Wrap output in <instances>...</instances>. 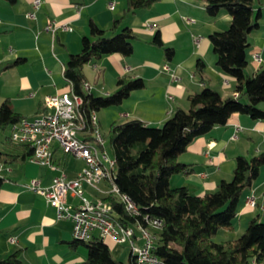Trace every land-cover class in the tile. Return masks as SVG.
I'll return each instance as SVG.
<instances>
[{
    "label": "crops",
    "instance_id": "0c3cea01",
    "mask_svg": "<svg viewBox=\"0 0 264 264\" xmlns=\"http://www.w3.org/2000/svg\"><path fill=\"white\" fill-rule=\"evenodd\" d=\"M32 2L16 0L11 4L0 0V106L8 100L15 113L27 120L44 111V97L67 90L64 65L70 55L80 52L81 39L89 35V22L108 30L126 8V0H40L37 10ZM257 12L258 27L250 33L246 49L245 71L249 76L264 69V0H255L254 13ZM29 13L34 17L30 18ZM230 21L229 14L222 9L216 16H208L203 0H158L149 8L129 13L123 22L137 36L132 54L128 57L112 54L92 60L83 67L85 84L94 96L104 97L116 91L118 78L142 79L144 88L132 91L118 106L119 122L115 119L113 122L139 120L154 127L162 126L176 108L188 110V96L206 86L224 98L235 96V81L216 67L208 38L213 32L226 30ZM48 24L58 26L53 34L45 31ZM63 25L70 29L63 30ZM157 32L163 47L173 50L169 59L162 48L150 44ZM253 54L260 56V63L253 60ZM199 59L204 62L207 85L195 73ZM224 81L227 85H223ZM258 107L264 111V102ZM98 123L101 130L99 117ZM263 152L264 119L234 113L225 125L194 139L178 156V162L188 167L172 175L169 185L185 186L198 197L213 193L220 181L231 180L238 156ZM21 153L19 146L10 142L9 133L0 137V260L17 253L20 264H83L87 257L85 247H71L72 222L58 220L55 209L28 188L32 180L48 187L57 172L33 163L30 158L21 161ZM3 156L17 161H2ZM53 158L69 179L83 169L76 167L77 160L59 150L54 151ZM263 192L264 166L252 187L242 193L233 231L226 232L235 234V221L240 230L256 216L264 222ZM250 195L255 197L253 207L245 205ZM109 241L104 239L112 256L127 262V247L124 255L125 249Z\"/></svg>",
    "mask_w": 264,
    "mask_h": 264
},
{
    "label": "trees",
    "instance_id": "16d2710c",
    "mask_svg": "<svg viewBox=\"0 0 264 264\" xmlns=\"http://www.w3.org/2000/svg\"><path fill=\"white\" fill-rule=\"evenodd\" d=\"M156 1L126 0L123 15L114 20L108 30L89 22V35L81 39L80 52L70 55L63 69L66 88L81 98L80 110L86 118L91 112L119 106L132 91L144 88L140 78L121 77L116 81L114 93L96 97L83 89L86 83L83 67L92 60L112 54L130 56L137 36L129 27L123 26V22L129 13L149 8ZM203 1L208 16L214 17L222 9L231 18L226 30L213 32L208 38L216 67L235 81V96L224 98L206 86L188 96V110L176 108L161 127L139 120L113 122L104 136L115 160L112 182L119 193L136 206L137 213L126 211L115 197L108 196L105 201L122 225L138 224L152 231L157 238L153 254L164 264H264V222L257 216L248 222L237 239L212 241L220 229L233 231L240 198L252 187L264 166V152L250 157L238 156L231 180L220 181L213 193L198 197L185 186L171 188L169 185L172 175L186 171L188 166L178 162L177 158L194 139L225 125L234 113L246 114L254 120L264 119V111L258 107L264 102V69L252 76L245 71L248 37L257 29L260 16L259 12L254 13L255 0ZM150 44L162 48L168 59L173 55L171 48L163 47L158 32ZM195 73L200 82L207 85L204 62L200 59L196 62ZM22 119L11 103L4 101L0 106V133ZM15 145L22 150L21 161L32 156V149L27 145ZM2 161H17V158L3 156ZM153 220L160 222L158 228H151L149 221ZM80 245L87 251L83 264H134L130 254L125 263L115 259L104 240L97 236L87 242L73 239L72 248ZM0 264H20L17 253L1 259Z\"/></svg>",
    "mask_w": 264,
    "mask_h": 264
},
{
    "label": "built area",
    "instance_id": "2783aa9c",
    "mask_svg": "<svg viewBox=\"0 0 264 264\" xmlns=\"http://www.w3.org/2000/svg\"><path fill=\"white\" fill-rule=\"evenodd\" d=\"M32 5L37 10L40 0H33ZM28 16L33 18L34 14L29 13ZM57 27L56 24H48L45 31L53 34ZM61 27L70 29L65 25ZM194 42L198 46L199 41L195 39ZM252 58L256 63L261 62L258 54H253ZM223 85H227V81ZM83 89L89 91L86 84ZM43 102L44 111L34 119H22L9 128L11 142L32 149L30 160L33 163L57 172L48 187H41L37 180H32L28 188L55 209L58 220L69 219L72 222L74 240L87 242L94 236L109 239L115 244L125 245L134 264H164L153 254L157 238L152 231L138 224L122 225L111 205L105 201L108 196L115 197L126 211L137 213L136 206L127 196L120 194L112 182L115 160L105 147L106 139L100 130L97 113L91 112L86 118L80 110L81 98L70 88L61 94L44 97ZM55 150L83 162V169L69 179L54 162ZM100 184L105 189H100ZM85 187L101 195L89 199L85 195ZM255 204L253 195L246 197L245 205L253 207ZM149 224L154 229L160 226L156 220L149 221ZM10 242H14V238H10Z\"/></svg>",
    "mask_w": 264,
    "mask_h": 264
},
{
    "label": "rangeland",
    "instance_id": "374dc122",
    "mask_svg": "<svg viewBox=\"0 0 264 264\" xmlns=\"http://www.w3.org/2000/svg\"><path fill=\"white\" fill-rule=\"evenodd\" d=\"M88 70V73H90L91 72V69L90 68H88L87 69ZM96 93V92H95ZM97 94V93H96ZM117 108H119L118 106H116V107H112L110 110L108 109V110H105V109H102V110H100L99 112H98V117H99V119H100V121H101V132H102V134L104 135V136H106L107 135V133H108V130H109V126H110V124L113 122V119H119V115H118V109ZM116 121H118L119 122V120H116ZM161 127V126H160ZM9 132H8V130H6L4 133H2V134H0V137H4V136H6L7 134H8ZM105 139H106V144H105V147H106V149H107V151L109 152V154H110V148H109V145H108V143H107V138L105 137ZM111 155V154H110ZM75 161V160H74ZM75 164V163H74ZM76 167L78 168V169H81L82 167H84V164L82 163V162H77L76 163ZM100 189H105V187H104V185L103 184H100L99 186H98ZM85 195L87 196V197H91V196H93V195H101V194H99V193H97L96 191H94L93 189H91V188H88V187H85ZM255 206V205H254ZM258 212H260V211H258ZM244 225V224H243ZM234 227H235V234L234 233H228V232H226V231H224L223 229H220V230H218V232L212 237V241H214V242H216V243H220V242H225V241H233V240H235V239H237L243 232H244V230H245V228H243V230L241 229H239V226H238V224L236 223V221L234 222ZM109 241V239H107V242ZM109 243H110V241H109ZM121 248H122V250H124V252H122L124 255H126V253H127V249L125 248L126 246L125 245H119ZM122 257H125V256H122ZM116 259V258H115ZM122 259H124V258H122Z\"/></svg>",
    "mask_w": 264,
    "mask_h": 264
}]
</instances>
